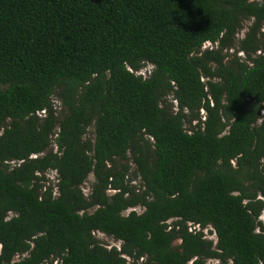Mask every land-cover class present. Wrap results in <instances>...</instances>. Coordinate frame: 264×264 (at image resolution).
Instances as JSON below:
<instances>
[{
  "label": "trees",
  "instance_id": "obj_1",
  "mask_svg": "<svg viewBox=\"0 0 264 264\" xmlns=\"http://www.w3.org/2000/svg\"><path fill=\"white\" fill-rule=\"evenodd\" d=\"M263 30L264 0H0V264H264Z\"/></svg>",
  "mask_w": 264,
  "mask_h": 264
},
{
  "label": "rangeland",
  "instance_id": "obj_2",
  "mask_svg": "<svg viewBox=\"0 0 264 264\" xmlns=\"http://www.w3.org/2000/svg\"><path fill=\"white\" fill-rule=\"evenodd\" d=\"M249 25H250L249 22H245V23H244V25H243V29L240 30V31L237 33V35H236V40H240L241 38H243V36H244V34H245V32H246V28H247ZM263 31H264V30H263ZM231 52H232V51H229L227 54H228V55H231ZM150 68H151L150 66L147 67V71H148V72L150 71ZM170 100H171V99L169 98L168 101H169L171 104H173V102L170 101ZM53 101H54V104H55L56 108H58L59 106H58V101H57L56 95L53 96ZM173 111H174V110H173ZM58 112H59V113L61 112L60 109L58 110ZM86 138H88V139H90V140H93V138H94V129H93V127H90V128L88 129V131H87V135H86ZM92 142H93V141H92ZM133 168H134V167H133V165L131 164V170H132ZM47 177H48L49 182H51L50 185H54V184H56V176H55L54 173H49V174L47 175ZM93 182H94V176H93V174H91V175H89V177H88L86 183H85V184L83 185V187H82V191H83V193H84L85 195H87V194L89 193V191H90V189H91V186H92ZM132 184H137V185H139V182H138L137 180H135L134 182H132ZM136 211H137L138 213H141L142 210H136ZM260 220L264 223V213L261 215ZM206 231H207V230H205L204 233H206ZM95 238H96L100 243H102L104 246H106L107 248H111V247L119 248V247H120V243H119V242H116V241L112 240L111 238L106 237V236H104V235H102V234H95ZM206 238H207V239L214 240V241L216 240L214 234H212V235L206 234ZM177 244H178V242H175V243H174V246H176ZM208 263H209V264H216V262H215L214 260H212V261H208Z\"/></svg>",
  "mask_w": 264,
  "mask_h": 264
},
{
  "label": "built area",
  "instance_id": "obj_3",
  "mask_svg": "<svg viewBox=\"0 0 264 264\" xmlns=\"http://www.w3.org/2000/svg\"><path fill=\"white\" fill-rule=\"evenodd\" d=\"M205 49H212V46H211V44L210 43H205L203 46H202V50H205ZM241 56H242V54H240ZM129 70V69H128ZM130 71V70H129ZM135 75L136 76H141V75H145V71L143 70V69H141V70H139L138 72H136L135 73ZM173 102V104H174V108H173V110L174 111H176V105H175V102L174 101H172ZM58 106H59V104H58ZM56 107V106H55ZM38 114V116H44V114H45V111H41L40 113H37ZM54 151L56 152V147L54 146ZM33 157H36V156H33ZM14 163H12L11 165H13ZM20 164V162L19 163H17V165H19ZM49 173H54V172H47L44 176H45V178L48 180V177H47V175L49 174ZM55 174V173H54ZM56 176V175H55ZM49 181V180H48ZM56 182H57V179H56ZM48 185V184H47ZM55 192H56V189H55ZM136 210H141L140 208H131V209H129V210H127L126 211V213L125 214H128L129 212H131V211H135V212H137ZM198 230H199V228L198 227H196Z\"/></svg>",
  "mask_w": 264,
  "mask_h": 264
},
{
  "label": "clouds",
  "instance_id": "obj_4",
  "mask_svg": "<svg viewBox=\"0 0 264 264\" xmlns=\"http://www.w3.org/2000/svg\"><path fill=\"white\" fill-rule=\"evenodd\" d=\"M151 68H150V70L152 69V66L151 65H149ZM143 70H145V69H143ZM150 72V71H149ZM148 72V73H149ZM141 78H143V79H145L146 77H147V75L145 74V75H143V76H140Z\"/></svg>",
  "mask_w": 264,
  "mask_h": 264
}]
</instances>
